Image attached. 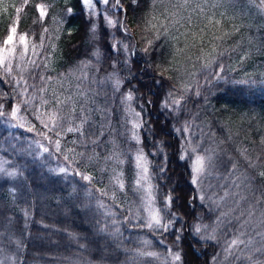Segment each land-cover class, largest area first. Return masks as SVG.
Segmentation results:
<instances>
[{
	"label": "trees",
	"instance_id": "trees-1",
	"mask_svg": "<svg viewBox=\"0 0 264 264\" xmlns=\"http://www.w3.org/2000/svg\"><path fill=\"white\" fill-rule=\"evenodd\" d=\"M93 3L97 12L107 13L114 19L124 18L97 0H93ZM142 3L143 7L137 8L133 14L129 7L130 0H122L124 8L128 10L127 25L138 43V49L134 55H130L126 64L121 62L125 58L124 54L121 52L118 55L112 50L111 44L114 39L129 43L128 39L118 27L107 25L103 15H93L82 0H28V4L23 6L18 33L27 32L39 44L40 33L44 27L48 28L41 57L52 52L51 67L54 71L45 73L55 78L48 86L49 93L55 91L61 99L72 97L77 109V123L80 107L91 110L85 113L90 115L85 125V134H75L80 140L81 151L90 156L84 159L79 154V161L73 163L69 151L62 146L57 151L54 143L37 135V132L44 129L32 115L31 109L25 111L22 107L21 114L36 125V132H28L27 123L25 128H20L8 120L0 119V166L5 169L0 172V250L13 255V264H102L105 261L110 264H157L158 260H163L160 254L158 257L141 256L140 248H155L163 253L168 244L180 252L182 264H215L218 244L213 240H202L194 233V225L200 222L210 227L216 212L200 200L196 185L191 183L190 160L188 157L180 159L183 138L177 131L186 123L191 126L202 110H208L206 106H210L213 112V129L220 140L224 141L227 151L239 162L241 174L255 177L256 188L264 186V178L258 176L264 167L249 169L237 151L238 148L247 147L248 154L253 158L258 152L264 153V148L259 145L260 136L264 135V13L257 11L249 0H228L231 9L229 19L222 18L223 27L220 31H216V27L213 30L214 25L208 27L212 34L215 31L219 35L224 30L233 32V25L239 28L238 32L218 44L220 51L228 50L225 56L219 58V62L235 71H226L221 74L224 79L216 80L212 75L217 70L215 66L202 70L203 61L196 59V56L201 55L198 48L194 49L191 59L187 58L185 52L173 56L170 46L161 48V58L155 55L145 57L139 51L144 43L140 40L137 24L139 22L143 26V14L148 11L147 0H142ZM37 4L48 6V15L42 24L39 22ZM13 5L21 7L23 0H4L0 4V42L16 15ZM192 6L193 2H190V9ZM68 8L72 9L71 15H66ZM183 13L184 9H181L182 16ZM93 24L96 25L94 42L90 41L89 33ZM183 24L181 32L189 27L186 20ZM172 33L175 34V29H172ZM162 42L163 38L157 45ZM52 45H55L54 52ZM177 46L183 47V43ZM204 47L206 51L211 50L207 44ZM97 48L100 51L99 59L92 55ZM233 48L237 50L233 52ZM18 52L19 47L17 55ZM246 52L250 55L241 64L239 58ZM34 58L39 62V57ZM81 61H91V64L84 69L88 78L80 80L82 89H77L75 78L81 75L77 69ZM17 62L14 57V74L19 77L20 72L15 68ZM23 63H27V57ZM156 64L170 69L165 77L170 76L171 80L164 79L160 84L155 83L161 79L153 71ZM184 68L193 77L192 88L198 89L201 95L196 96L195 91H189L184 94V100L177 108H163L162 103L169 91L176 89V95L180 94V81L185 77L181 69ZM114 71L122 81L118 91L107 79ZM24 75L27 77L28 73ZM56 80L62 82L57 83ZM29 83L40 86L38 80L29 79ZM0 89L4 92L12 91L2 80ZM79 91H83L86 96L80 97ZM129 92L132 99L126 100L125 96ZM45 98L51 97L46 93ZM15 102L0 99L7 111L11 110L10 104ZM123 106L140 113V144L149 159V173L160 208L164 209V197L169 192L173 197L170 208L164 211L166 221L172 219L170 213H176L179 219L174 221L173 228L168 232L149 228L145 230L140 224L131 223L124 205L120 209L119 205L102 195L96 177L85 181L81 175L76 174L92 175V169L95 168L100 170L101 175H105L106 172L102 171L99 164L102 157L107 159L108 154L115 152V149L111 144L104 147V141L115 127L119 134L122 133L123 120L127 118L121 117ZM68 109L65 107L63 114H68ZM251 114L254 116L249 119ZM67 126V123L63 125L64 128ZM229 131L233 134L232 140H228ZM101 132L104 135L95 140ZM48 135L54 141L55 135L52 132ZM127 136L128 133L125 138ZM35 141H40L49 151L44 152ZM131 143L133 145L130 144V150L134 141ZM65 156L69 159L65 160ZM125 159L124 180L130 187L134 167L132 153L127 151ZM60 167L68 171L60 173ZM80 167H84V170L79 171ZM246 184L247 181L244 187ZM100 204L105 207H100ZM108 211H115L116 217L106 213ZM101 228L106 231L100 232ZM177 229L182 230L179 232V242H176ZM158 238H162L163 243ZM146 239L150 240L149 243H142ZM105 249L114 257L102 259L101 254Z\"/></svg>",
	"mask_w": 264,
	"mask_h": 264
},
{
	"label": "snow or ice",
	"instance_id": "snow-or-ice-1",
	"mask_svg": "<svg viewBox=\"0 0 264 264\" xmlns=\"http://www.w3.org/2000/svg\"><path fill=\"white\" fill-rule=\"evenodd\" d=\"M98 3L108 6L110 5V10L114 13H120L123 15V19L117 18L113 19L111 16H108L107 13L97 12L96 5L93 3V0H82V3L91 10L93 15H103L104 19L110 27H118L122 32L124 37L128 39L129 43H124L123 40L116 41L113 40L111 44V48L118 55L122 52L124 54V60L122 63H127L130 55H134L136 50L138 49V43L136 42V37L133 35L132 30L127 25V15L128 10L124 8L122 4V0H114L111 2L110 0H97ZM191 0H147L148 3V11L143 14V26H141L138 22L137 26L140 29V40L143 41L144 47L139 48V51L144 54L145 57H152L155 55L157 58H161L163 56V52L161 48L166 46H170L172 49L171 54L173 56L178 55L180 53L186 52V50L199 49L201 55L196 56L197 60H202L201 64L202 70L212 69L213 66L217 69L212 75L216 80L224 79L221 75L226 71H235L234 68L227 66L224 63L219 62V58L225 56L228 52L227 49L220 51L218 49V44H222L226 38H229L235 32L239 31V28L233 25V32H229L224 30L220 35H216L213 32L212 36L209 39H205L207 32L206 29L210 25H215L216 31H220L223 27L222 19H216L215 13L211 16L207 17V24L204 27H200L198 29H193L192 27V14L190 13L187 17H184L180 14V10H186L190 4ZM4 3V0H0V4ZM211 3L212 8L222 7L227 3V0H202L201 4H197L196 7L192 10L193 12H199L201 14L204 13L205 6ZM249 3L252 4L257 11L264 13V0H249ZM28 4V0H23V5L21 7H13L15 8V17L9 23L7 28V34L0 42V80L4 82V84L8 85L12 91L4 92L0 89V99L4 100H12L16 101L15 103H11V110L7 111L5 109L4 103H0V119L8 120L10 123H13V126L25 128V124H28L27 131L28 132H36V125L31 124L30 121H27L26 117L21 114L22 107L25 111L31 109L32 115L35 117L37 121L42 125L43 131L37 132V135L43 137L46 140H49L50 143H54L56 146V150H60V137L67 132H75L80 135L85 134V125L88 124L90 115H85V113H90L91 110L85 107H80L79 109V122H76V114L77 109L75 107V102L73 101L71 96L64 97L61 99L60 94L55 91L49 93L48 86L52 84L55 80L53 75H46L47 72H52L54 69L51 67V57L52 52H49L46 56L41 57V50L45 47V34L48 33V28L44 27L43 31L40 33V41L39 44L35 43L32 40L27 32H19V22H20V13L23 11V6ZM129 7L132 8V13L135 14L137 8L143 7L142 0H130ZM36 8L39 11V22L42 24L44 19L48 15V6L45 4H37ZM162 9V10H161ZM72 9H66V15H71ZM220 16L223 19H229L226 13L221 12ZM187 20L189 25L188 28H185L183 32L180 31V28H184L183 21ZM36 23V21H34ZM62 23V21L60 22ZM179 25V27H177ZM172 29H175V34L172 33ZM90 33V41L94 42L96 39V25L93 24L89 29ZM35 35V34H33ZM151 36V38H149ZM163 38V42L157 45L158 41H161ZM183 43V47H178L177 45ZM207 44L210 47V51H206L204 45ZM19 47V52L17 55ZM237 49L233 48L232 51L235 52ZM52 51H55V45H52ZM30 53V55H29ZM92 55L99 59L100 51L97 48L93 51ZM250 55L249 52L244 53L240 56L239 62L242 64ZM14 57L17 59V63H15V68L19 70L20 75L17 77L14 74ZM27 57V63H23ZM34 57H39V62ZM191 59V56L187 57ZM207 58V59H205ZM171 61H169V64ZM91 61H81L77 65V69L81 72V75L77 77L79 80L87 79V72L84 71L89 65ZM149 67H152L149 64ZM113 68H115V62H113ZM170 69L163 67L162 64H156L153 71L160 76V80H156L155 83L160 84L162 80L168 79L171 80V77H165V73ZM98 71V69H97ZM27 72L28 76L26 77L24 73ZM29 79L33 81H39L40 86L37 83H29ZM107 79L112 82L113 87L118 91L122 81L119 79L117 72H112L108 75ZM55 82L61 83L62 81L56 80ZM209 83L211 81H208ZM248 81H240V83H247ZM31 90V91H30ZM189 91H195L196 96H200L201 93L198 89H193L191 84H182L179 89V96L177 97L176 89H173L167 93V97L164 99L162 103L163 108H171L175 109L177 106L181 104V101L184 100V94ZM48 94L51 98H45V94ZM80 97H85L86 94L83 91H79ZM126 100L132 99V94L129 92L125 96ZM150 103V101H149ZM55 107H52V105ZM71 104L69 114H63L64 108L68 107ZM136 117L140 116V113H135ZM67 123L69 126L64 128L63 125ZM74 125V126H73ZM140 123L133 122L132 124V138L138 140V135L135 129L140 128ZM189 129V124L186 123L184 126V131L187 132ZM224 129H222L223 131ZM180 131V129H177ZM49 132H52L57 139L52 141L48 135ZM101 136L104 135L103 132L100 133ZM211 135H215L212 133ZM238 135V133L236 134ZM233 139V134L229 131L228 140ZM96 143V141H92ZM40 148L43 149L44 152H48L49 149L45 147L40 141H35ZM220 143H224L221 141ZM259 145L261 148H264V135L260 136ZM199 146H193L191 140L188 141L187 147L182 149V154L180 159H185L190 156V154L194 155V160L191 164V183L193 185H200L203 183L204 179L210 177L212 173V169L214 167V160L218 155L219 145L216 148H206L203 150L204 154H199L197 152V148ZM69 152H72V149H68ZM239 155L247 164L249 169H257L259 167H264V153L258 152L253 158L250 156L249 150L247 147L238 148L237 149ZM82 155V154H81ZM113 155H116L113 153ZM111 158V157H109ZM65 160H68L69 157L65 156ZM136 167L139 169L137 179L135 184L137 186V191L141 188H144L142 181L146 180L148 167L147 160L143 153V150L140 149L135 157ZM231 162V170L234 172L237 169V163L232 161V158L229 157ZM122 162V161H121ZM5 169L0 166V172H4ZM60 173H66L68 171L65 167H60L58 169ZM163 171V169H161ZM8 175H13L14 173H7ZM77 175H81L82 179L85 181H91L92 177L90 175H85L83 173L77 172ZM258 176L264 178V171H259ZM246 181L249 185L254 184L255 177H245ZM113 182L118 185L120 190H123L124 184L120 179V175L117 174L113 177ZM147 204L152 205L154 203L155 197L152 195V185L149 183L147 188L145 189ZM259 192L260 195L256 196L255 194ZM254 198L256 204L264 203V186L260 188H256L253 190ZM102 195L107 196V191H102ZM228 193L225 192V196ZM201 200L204 199L203 195L199 197ZM224 197L220 199L223 200ZM112 199H116V194H112ZM173 197L171 192L164 197V209H157L153 207L148 208V217L146 223H143V227H147L149 229L163 230L164 232H168L173 228L174 221L179 219L176 213H170L172 219L164 221V216L162 215V211H167L172 203ZM100 207H105V205L100 204ZM251 212L249 215L251 216ZM227 213H221V216H226ZM219 220V218H218ZM264 222V221H262ZM208 225L196 224L194 225V233L199 235L202 230H206ZM100 232L106 231V229H99ZM118 231V230H117ZM176 242H179L180 235L179 232L181 229H177ZM215 229H213V232ZM242 235V234H241ZM203 238V237H201ZM208 238L215 239V236L212 235ZM145 244H148V241H144ZM163 243V241H161ZM252 241L249 240L248 244H251ZM245 244L243 239H240L239 236L232 239L229 243L225 251H231L232 249L239 248L240 245ZM255 253H262L264 250L257 248L252 250ZM139 255L147 256V257H158L156 252L152 251H140ZM168 255L171 259L172 264H178L181 261V254L179 251L173 252L171 248H168ZM237 259L240 257L237 256ZM247 259L251 262V264H258V261L253 260L252 255H249ZM2 264V262H0Z\"/></svg>",
	"mask_w": 264,
	"mask_h": 264
},
{
	"label": "rangeland",
	"instance_id": "rangeland-1",
	"mask_svg": "<svg viewBox=\"0 0 264 264\" xmlns=\"http://www.w3.org/2000/svg\"><path fill=\"white\" fill-rule=\"evenodd\" d=\"M191 2H193L192 8L190 9V7L188 6V8L184 10L183 16H188L190 13L192 14V24L194 25V30L200 27H204L207 24V17L211 16L213 13H215L216 19H222V17L220 16L221 12L226 13L227 17L231 14V9H229L228 7V0L224 6L218 8H212L211 3H209V5L205 6L203 14L199 13L198 11H192L197 4L202 3V0H191ZM106 7L110 8V5ZM208 27H212V25ZM214 29L215 25L213 26V30ZM206 32V37L212 35V31L209 28L206 29ZM190 51V49L186 50L185 54L187 57L195 53L194 49H192L191 53L189 54ZM186 62H188V60H186ZM181 71L185 75L182 82L180 81L181 85L191 84L193 86V77L190 76L188 70L184 68L181 69ZM75 80L76 88L82 89V81L77 78H75ZM72 85L73 83H71V86ZM69 88L70 87H68V89ZM68 92L71 93V91L69 90ZM178 96L179 95H177V97ZM71 106V104L68 105V114L70 112ZM52 107H55V105L53 104ZM123 107L124 110L121 112V117L124 116L125 118H127L126 120H123L122 126L124 127V129L122 130V135L119 134L118 130H116L115 127L113 128V132L110 133L107 136V139H105L104 141V147L107 144H111L115 149V152L113 153H115L116 155H113V153H109L107 159L105 157H102V161L99 165L101 166L102 171L104 170L106 172L105 175H101L99 169H92L91 167L89 168L92 169L93 174L88 175H90L92 179L95 177L98 179L102 191H107L108 199L112 200L117 206L119 205L120 209L121 205H124L127 208L126 215L129 216V220L131 223L140 224L142 226L143 223H146L149 207L161 210L163 209L158 205L156 198L154 199V203L151 206L147 204L145 189L147 188L149 183L152 185V195L154 197L155 191L149 173V159L146 155L145 150L140 144L139 128L135 129L139 139L136 140L132 138V124L133 122L140 123L141 117H136L135 113L137 112L134 109L130 107L126 108L125 106ZM206 109L208 110L206 111L204 109L205 111L202 110L198 114L196 121H194V123L189 126L187 132L183 130L185 125L179 131V133L182 134L183 138V148L187 147L188 141L191 140L193 146H199L197 148V152L199 154H204L203 150L206 148H216L217 145H219L218 155L214 160V167L212 169L213 174L210 177L204 179L202 184L196 185L199 197L200 195L204 196V199L200 200L207 204L212 211L216 212L215 220L209 225L210 227H208L206 230H202L199 236L200 238L203 237L201 239L204 241L213 240L218 244L219 251L214 260L215 264H251V262L247 259L249 255H252L253 260L258 261V264H264V252L255 253L254 251H252L257 248L264 250V222H262L264 221V203L256 204L253 193V190L256 189V187L254 186L255 183L249 185L247 182L246 186L244 187L246 183L245 177H249L251 176V174L248 176L245 173L244 175L241 174V167L239 162L236 161L234 156L227 151L226 146L223 143H220L221 140L218 137L215 129H213L212 127L211 117H213V112L211 110V107L206 106ZM253 116L254 114H251V116H249L248 118L251 119V117ZM30 122L31 124L33 123L32 121ZM126 133H128V136L125 138ZM212 133H215V135H211ZM75 134V132H67L66 134H63L62 137H60V146H62L67 151L68 149L73 150L72 152H70L73 163L79 161L77 159L79 154H82L84 156V159H88V157L90 156L88 153L85 154L83 151H81V146L79 143L80 140L78 136H75ZM100 136L101 135H99L95 140H98ZM56 139L57 137L54 136L53 140L55 141ZM133 141L134 146L130 150V144L133 145V143H131ZM140 149L143 150V153L147 160L148 178L142 181L144 188H141L139 191H137L135 181L137 179L139 169H137L136 167L135 157ZM127 151L132 153L134 160L133 181L130 187L127 186V183L124 180L123 173V165H125L124 161L126 160L125 154ZM194 155L195 154H190V156L188 157L190 160V164H192V161L194 160ZM229 157L232 158L233 162L237 163V169L234 172L231 170V162L229 160ZM87 163L89 164V161H87ZM88 164L86 166H88ZM78 170L83 171L84 167H80L78 168ZM117 174L120 175V179L124 184L123 190H120L118 185L113 182V177ZM225 192L228 193L227 196H225ZM113 193L116 194L115 200L112 199ZM255 195L258 196L260 194L257 192ZM221 197H224L223 200L220 199ZM249 212L252 213L251 216L249 215ZM106 213H109L111 215L113 214L115 217L117 215L115 211H108ZM221 213H227V215L221 216ZM162 215L164 216V221L166 222V215L164 211H162ZM196 224L201 223L197 222ZM144 228L145 230L147 229V227ZM213 229H215L214 232ZM212 235L215 236V239L208 238ZM237 236H239L240 239H243L245 241V244H242L239 246V248L232 249L231 251H225L228 243ZM158 239L163 241L162 238ZM147 240L148 242L150 241L149 239H146L145 241ZM249 240L252 241L251 244H248ZM142 243H144V240ZM168 248L172 249V247L168 244L166 251L163 253L159 252L155 248L153 249L149 247H141L140 251H152L156 252L158 255L160 254L163 257V260H158L157 264H172L171 259L168 255ZM172 251L176 252L178 250L172 249ZM110 253L111 252L106 249L102 251V259H109L114 257ZM237 256H239L240 258L237 259ZM13 259L14 257L12 254L0 250V262H2V264H13ZM102 264H110V262L105 261L102 262ZM178 264H182V259L178 262Z\"/></svg>",
	"mask_w": 264,
	"mask_h": 264
}]
</instances>
